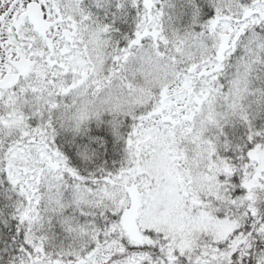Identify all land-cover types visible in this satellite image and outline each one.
<instances>
[{
    "label": "snow or ice",
    "instance_id": "obj_1",
    "mask_svg": "<svg viewBox=\"0 0 264 264\" xmlns=\"http://www.w3.org/2000/svg\"><path fill=\"white\" fill-rule=\"evenodd\" d=\"M0 264H264V0H0Z\"/></svg>",
    "mask_w": 264,
    "mask_h": 264
}]
</instances>
